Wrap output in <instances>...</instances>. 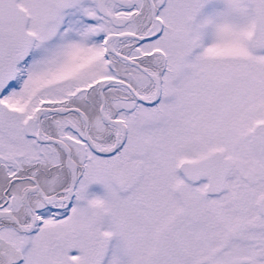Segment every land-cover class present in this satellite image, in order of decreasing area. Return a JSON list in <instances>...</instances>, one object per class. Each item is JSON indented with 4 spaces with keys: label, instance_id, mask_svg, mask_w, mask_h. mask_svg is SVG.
Here are the masks:
<instances>
[{
    "label": "snow or ice",
    "instance_id": "obj_1",
    "mask_svg": "<svg viewBox=\"0 0 264 264\" xmlns=\"http://www.w3.org/2000/svg\"><path fill=\"white\" fill-rule=\"evenodd\" d=\"M0 264H264V0H0Z\"/></svg>",
    "mask_w": 264,
    "mask_h": 264
}]
</instances>
